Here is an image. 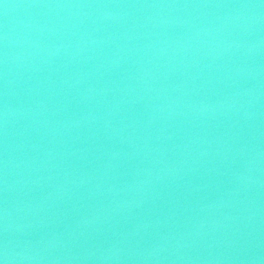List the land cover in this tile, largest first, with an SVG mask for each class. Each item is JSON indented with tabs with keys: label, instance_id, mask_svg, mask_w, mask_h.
Masks as SVG:
<instances>
[{
	"label": "water",
	"instance_id": "95a60500",
	"mask_svg": "<svg viewBox=\"0 0 264 264\" xmlns=\"http://www.w3.org/2000/svg\"><path fill=\"white\" fill-rule=\"evenodd\" d=\"M0 264H264V0H0Z\"/></svg>",
	"mask_w": 264,
	"mask_h": 264
}]
</instances>
